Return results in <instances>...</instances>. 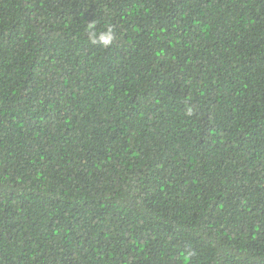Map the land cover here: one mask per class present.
<instances>
[{
    "label": "trees",
    "instance_id": "16d2710c",
    "mask_svg": "<svg viewBox=\"0 0 264 264\" xmlns=\"http://www.w3.org/2000/svg\"><path fill=\"white\" fill-rule=\"evenodd\" d=\"M0 264H264V0H0Z\"/></svg>",
    "mask_w": 264,
    "mask_h": 264
},
{
    "label": "clouds",
    "instance_id": "9594fccd",
    "mask_svg": "<svg viewBox=\"0 0 264 264\" xmlns=\"http://www.w3.org/2000/svg\"><path fill=\"white\" fill-rule=\"evenodd\" d=\"M95 23L88 24V37L92 44L97 43V36L99 37V42L102 43L104 47H109L116 38L115 29L111 26L107 27L106 31L97 32ZM189 115L191 114V109H189Z\"/></svg>",
    "mask_w": 264,
    "mask_h": 264
}]
</instances>
